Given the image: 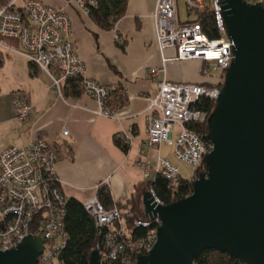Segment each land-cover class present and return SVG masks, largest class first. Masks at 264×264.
<instances>
[{
  "label": "built area",
  "instance_id": "2783aa9c",
  "mask_svg": "<svg viewBox=\"0 0 264 264\" xmlns=\"http://www.w3.org/2000/svg\"><path fill=\"white\" fill-rule=\"evenodd\" d=\"M178 0H157L154 7V21L158 33V44L163 55L173 50L174 56H164L167 61L184 63L199 60L202 67V82L171 81L164 74V68H153L147 76L157 82V93L150 98L147 107V139L145 145L157 151L156 166L148 160L140 162L144 167V178L165 177L170 188L177 189L183 176L180 166L161 155L163 146L171 148L172 155L179 163L193 166L195 171L202 168L206 154L213 145L204 142L201 135L188 128L189 124L206 121L207 114L196 106L203 98L216 103L221 92L218 86L224 81L225 72L234 58V42L228 38L223 19L221 0H184L193 21L182 22L178 17ZM249 4H264V0H246ZM76 4L85 14L89 6H97L96 0H68ZM17 0L0 3V48L15 51L46 72L52 82L50 94L64 97L63 86L67 78L84 75L85 65L73 46L70 18L63 10L48 6L40 0H26L23 7H17ZM211 15L215 22L218 38H212L206 30L203 18ZM116 35L118 45L125 44V38ZM18 41V47L6 46L4 39ZM19 47L22 49L20 50ZM215 70V73H211ZM87 92L94 96L99 108L96 114L114 117L104 102L108 88L87 78ZM211 84L207 86L206 84ZM13 105L20 121L28 118L31 107L22 92L14 93ZM133 130L117 134V139L128 146ZM69 130H63L67 136ZM59 154L53 144L45 139L35 138L27 145H12L0 153V251L16 248L29 235L45 240V251L39 256L38 264H62L61 252L66 249L69 237L66 232L67 196L61 189L56 171ZM101 186L95 188L98 190ZM151 194L156 196L152 184ZM97 194L82 201L87 212L100 227L117 225L105 239L96 246L102 264H137L139 253L148 254L157 241V230L161 220L139 218L137 226L148 229L145 238L131 240L123 220V213L117 206L107 209ZM32 230H36L33 233ZM138 254L134 256V254Z\"/></svg>",
  "mask_w": 264,
  "mask_h": 264
},
{
  "label": "crops",
  "instance_id": "0c3cea01",
  "mask_svg": "<svg viewBox=\"0 0 264 264\" xmlns=\"http://www.w3.org/2000/svg\"><path fill=\"white\" fill-rule=\"evenodd\" d=\"M1 1L6 4L11 0ZM25 1L17 0L16 5L23 7ZM40 1L69 16L71 37L85 64V78L108 88L123 86L129 104L116 109L115 116L110 118L96 114L99 105L90 93L77 99L52 95L49 75L42 71L30 76V62L24 61L22 58L25 57L20 53L8 49L5 50L10 51L6 54L5 64L6 61H18L21 73L23 70L25 73L18 75L20 79H15L6 91L0 83V123H12L19 128L18 139L22 145L31 143L36 137L46 138L53 144L59 154L56 171L68 198L84 201L97 194L96 187L106 185L113 202L126 205L132 199L136 217L145 218L144 197L147 192L151 193L150 182L156 176L152 172L150 178H144V167L140 162L148 160L154 167L158 159L157 151L145 145L148 136L146 111L149 99L158 91L156 80L149 78L147 72L155 67L164 68L163 76L171 81L198 83L203 80L200 75L202 65L199 60L184 63L170 60L164 64V56L172 57L174 51L166 50L163 55L158 44L153 16L157 0H129L126 15L118 20L115 30L107 31L76 4L67 0ZM115 34L125 38L123 46L116 43ZM4 42L7 47H14L13 43ZM18 89H22L31 107L23 125L18 124L13 106V92ZM65 129L69 130L67 136L63 135ZM129 129L133 130V136L125 151L117 145L115 138ZM161 155H165L163 149ZM171 155L169 147L164 157L170 160Z\"/></svg>",
  "mask_w": 264,
  "mask_h": 264
},
{
  "label": "water",
  "instance_id": "95a60500",
  "mask_svg": "<svg viewBox=\"0 0 264 264\" xmlns=\"http://www.w3.org/2000/svg\"><path fill=\"white\" fill-rule=\"evenodd\" d=\"M234 58L208 118L212 151L193 192L164 205L150 192L146 217L161 220L156 245L137 264H195L207 249L264 264V4L221 0ZM45 240L29 235L0 264H38ZM89 264H102L99 251Z\"/></svg>",
  "mask_w": 264,
  "mask_h": 264
},
{
  "label": "trees",
  "instance_id": "16d2710c",
  "mask_svg": "<svg viewBox=\"0 0 264 264\" xmlns=\"http://www.w3.org/2000/svg\"><path fill=\"white\" fill-rule=\"evenodd\" d=\"M97 6H89L88 15L92 21L99 25L104 30H115L118 20L126 15L128 9L129 0H96ZM0 3L2 1L0 0ZM204 20V25L206 30L210 33L212 38H218L219 31L216 30L215 22L211 15L207 14ZM98 39V38H97ZM15 45H18V41L8 38L4 39ZM124 45V44H123ZM121 45V46H123ZM30 62V61H29ZM3 51L0 48V67L4 66ZM114 69V68H113ZM115 73L120 75V73L114 69ZM30 76H36L41 71L37 64L34 62L29 63ZM44 72V71H43ZM86 78L83 75H78L73 78L65 79L63 86L64 97H72L77 99L78 97L88 94L86 89ZM207 86L210 83H204ZM223 81L218 84L219 87L222 86ZM108 88V87H107ZM109 94L105 98L104 102L106 107L115 111L129 104L128 96L126 90L123 86H118L114 88H108ZM1 92V86H0ZM215 106L214 101L208 98H203L199 104H197L198 109H202L206 114V121L200 122L198 124H189L188 128L194 130L199 135H201L204 142L208 145L212 143L207 139V124L210 114L213 112ZM118 146H120L125 151L128 150V146L121 143V140L115 138ZM202 168L207 169L206 165L202 162ZM202 173L201 170L195 171V178L199 177ZM193 179H181L177 189L173 190L169 186L168 180L158 175L156 179L151 181L153 188L155 189L156 196L164 205H170V203L179 201L181 198L190 196L193 192ZM61 187V186H60ZM62 189V187H61ZM98 199L102 204L105 205L107 209L114 208L117 206L119 210L123 213V220L126 224V230L129 231L131 235V240L136 241L138 239L145 238L147 236L148 229L145 227L137 226L136 221L139 219L136 217L134 212V201L129 199L126 205L121 203H115L112 200L111 191L108 186L104 185L98 190ZM66 218L65 227L69 240L64 249L60 254V261L62 264H89L90 255L96 249V246L101 243L107 234L116 229L117 225L100 227L96 225L94 217H92L86 210L82 201L80 202L74 197H67L66 202ZM130 206V208H129ZM36 233V230H32ZM138 254H134L137 256ZM195 264H243L238 261L229 253L220 252L218 250L207 249L203 254H201L195 261Z\"/></svg>",
  "mask_w": 264,
  "mask_h": 264
},
{
  "label": "rangeland",
  "instance_id": "374dc122",
  "mask_svg": "<svg viewBox=\"0 0 264 264\" xmlns=\"http://www.w3.org/2000/svg\"><path fill=\"white\" fill-rule=\"evenodd\" d=\"M68 1V0H67ZM4 5V4H3ZM18 8V6L16 7V9ZM81 9V8H80ZM82 10V9H81ZM177 10H178V17H179V20L182 21L183 23L184 22H189V21H193L195 20L196 16L193 14V15H190L187 8H186V4L184 2V0H178L177 1ZM83 12V10H82ZM84 13V12H83ZM88 15V14H87ZM71 34H72V26H71ZM122 36V35H121ZM72 39V38H71ZM116 39V37H115ZM72 42H73V46L74 48L76 49L77 51V48L75 46V42L73 41L72 39ZM14 44V43H13ZM14 47H16V45L14 44L13 45ZM19 49L21 50L22 48L19 47ZM3 53V57H4V61L6 60L5 58L7 57L6 54L8 55V53H10V51H5V49H2ZM15 56V55H14ZM24 61H28L26 58H22ZM18 60V59H17ZM29 62V61H28ZM26 62V63H28ZM85 65V64H84ZM20 66H21V63L18 62V61H14L11 62H7L6 61V64L2 67H0V83L1 85L3 86L4 88V91L7 90L8 87H10L12 85V83L15 81V79L18 80L19 76L22 74H24V70L23 72L21 73V70H20ZM210 72L211 73H215V70H211L210 69ZM85 73H86V70L84 72V77H85ZM19 75V76H18ZM20 79V78H19ZM87 79V78H86ZM225 79V77H224ZM18 91H20V89H18ZM17 90L15 92H18ZM22 91V89H21ZM20 91V92H21ZM13 92V94L15 93ZM14 101V99H13ZM14 106V105H13ZM15 107V106H14ZM16 107H15V115L17 116L16 114ZM17 119L19 120V118L17 117ZM28 118L25 119V121L27 120ZM24 121H20L18 122L19 125H23ZM21 127V126H19ZM19 128H17L14 124L11 123V125L9 124H5V123H0V153L1 151L4 149V148H7L9 146H12V145H16V146H23V145H26V144H21V142L19 141ZM36 138H39V139H44V138H41V137H36ZM168 151H169V147L167 148L164 147L163 148V155H167L168 154ZM164 155V156H165ZM170 160L172 163H174V165L176 166H180V172L183 176L184 179H188V180H191V179H195V169L193 168V166H190V165H187L185 163H179L174 155H171L170 156ZM156 166V165H154ZM142 254H145L146 253H142Z\"/></svg>",
  "mask_w": 264,
  "mask_h": 264
}]
</instances>
